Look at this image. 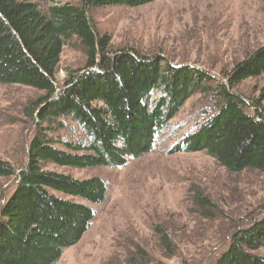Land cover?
<instances>
[{"label": "trees", "instance_id": "16d2710c", "mask_svg": "<svg viewBox=\"0 0 264 264\" xmlns=\"http://www.w3.org/2000/svg\"><path fill=\"white\" fill-rule=\"evenodd\" d=\"M155 1L81 0L45 6L35 0H0V83L43 93L30 107L39 120L27 164L17 173L0 158V178L16 176L17 181L0 212V264H56L67 248L82 240L95 218L96 211L78 198L94 204L107 201L102 178L79 180L53 166H126L154 150L159 131L198 91L211 94L213 115L175 150L205 152L230 172H264L260 101L250 106L234 90L264 73V46L227 73V84L210 85L213 78L202 71L172 67L159 56L114 51L111 39L98 34L89 16L93 7L135 8ZM72 41L83 51L87 70L56 94L63 48ZM261 96L264 99V87ZM67 120L83 131L82 140L60 141L50 135ZM195 202L204 218L218 209L202 192ZM261 216L236 230L212 264H264V256L256 253L264 248V213ZM156 231L166 250H172L166 229Z\"/></svg>", "mask_w": 264, "mask_h": 264}, {"label": "rangeland", "instance_id": "374dc122", "mask_svg": "<svg viewBox=\"0 0 264 264\" xmlns=\"http://www.w3.org/2000/svg\"><path fill=\"white\" fill-rule=\"evenodd\" d=\"M35 1L45 6L81 3ZM89 16L98 34L111 39L114 51L159 56L172 67L202 71L213 78L210 85L227 84V73L264 46V0H158L135 8L93 7ZM85 68L86 57L76 41L66 44L55 75L56 94ZM263 87L264 73L234 90L250 106L259 100L264 114ZM42 94L29 86L0 83V158L17 173L27 164L39 120L37 113L31 115V103ZM213 101L204 90L193 94L159 131L154 150L126 166L52 167L79 180L100 177L108 190L103 204L78 198L96 215L82 240L67 248L56 264H212L236 230L262 217L264 172H230L205 152L175 150L213 115ZM50 135L60 141L84 138L70 120ZM56 146L63 149L60 143ZM16 183V176L0 178V212ZM199 192L218 207L211 218H204L195 205ZM157 227L166 229L172 250H166ZM256 253L264 256V248Z\"/></svg>", "mask_w": 264, "mask_h": 264}]
</instances>
